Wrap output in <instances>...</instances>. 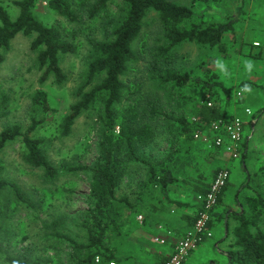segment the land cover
<instances>
[{
    "label": "rangeland",
    "instance_id": "rangeland-1",
    "mask_svg": "<svg viewBox=\"0 0 264 264\" xmlns=\"http://www.w3.org/2000/svg\"><path fill=\"white\" fill-rule=\"evenodd\" d=\"M15 1L0 0V6L6 8L13 18L19 13ZM171 1L192 7L198 23L233 20V31L224 37L226 54L216 47L185 43L178 47L171 65L189 72L194 78L207 79L208 70L219 76L218 80L225 89L214 88L217 90L214 97L224 111L223 119L229 120L235 116L244 119L240 158L245 144L250 150L247 158L250 170L264 166V0H221L209 3ZM71 2L77 14L75 21L67 20L51 9L49 0H38L36 8V13L44 24L59 29L64 38L75 45L74 52L61 55L60 63L66 75L62 84H57L52 76L42 81L44 68L40 67L38 53L32 48L35 34L18 33L11 40L8 49L0 50L4 57L0 62V132L15 124L25 131L33 122H40L31 135L41 140L42 150L59 169V174L54 179H48L43 169L27 163L22 138L9 142L1 152L0 178L18 184L30 197L31 205L17 200L8 190L0 192V264H9L6 261L8 256L25 250L39 260L40 264L87 263L84 262L87 251L73 247L68 239L79 244L88 242L87 231L82 222L88 205L90 174L86 170L72 169L91 165L99 154L98 142L104 115L102 100L99 99L76 119L69 135L61 133L60 124L69 113L70 106L78 100L79 88L86 82L88 61L92 54L90 41L110 38L108 32L113 28L115 17L123 5L121 0H115L107 13L91 16L90 9L94 0ZM163 42L157 15L150 13L145 19L141 37L134 44L138 57L123 77L127 85L126 97L116 108L117 116L126 114L131 119H137L136 123L151 126L154 138L149 146L139 148L142 158L156 162L176 154L179 155L178 164L183 167L182 171L201 170L206 167L204 153L211 147L195 138L184 142L185 138L180 134L174 118L185 117L190 122L194 121L195 108L204 102V90L195 84L172 88L149 79L151 49ZM144 43L146 46L143 48ZM143 49L144 53L140 55ZM98 82L99 79L95 80L94 85ZM245 82H251L253 86L243 85ZM89 89L90 86L85 87L86 91ZM39 91L47 93L52 113L46 114L35 103L34 99ZM148 101L150 106H156L157 113L149 112ZM248 108L252 111L251 116L246 113ZM115 131L119 133L118 125ZM180 138L183 139V144L179 142ZM185 155L186 158L181 159ZM229 158L227 163L232 167L240 163V158ZM128 162L130 169L122 178L117 196L126 197L129 202L120 204L121 213L117 218L119 232L111 228L106 244L120 248L123 253L132 252L145 256L143 251L147 246L143 245L145 248L142 249L138 244V237L143 233L142 230L144 234L154 232H148L144 228L145 225L140 223L141 218L133 209L130 210V206L139 203V195L142 194L143 182L148 173L141 163L135 160ZM243 174L246 178L245 173ZM237 179L238 174L234 171V184L225 196L224 205L227 202L235 205L234 187L237 186ZM258 180L259 185L252 186L264 193L263 172ZM246 192L248 195L256 193L251 188H247ZM247 196L243 195L242 203L238 204L236 211H242L243 205L245 209L248 208ZM220 208L219 203L213 211V236L191 252L183 264L228 263L223 251L235 250V227L232 226L237 221L231 219L230 232L224 238L225 226L214 215ZM259 224L264 229V215ZM126 230H130L129 239L122 236Z\"/></svg>",
    "mask_w": 264,
    "mask_h": 264
},
{
    "label": "trees",
    "instance_id": "trees-1",
    "mask_svg": "<svg viewBox=\"0 0 264 264\" xmlns=\"http://www.w3.org/2000/svg\"><path fill=\"white\" fill-rule=\"evenodd\" d=\"M114 1L94 0L90 15L97 16L107 13L110 4ZM191 1L192 3H209L221 0ZM121 3L123 7L115 17L113 28L108 32L110 38L90 41L92 54L88 61L86 82L79 88L78 100L70 106L69 113L60 124L61 133L69 135L76 119L99 99L102 100L104 115L103 129L98 142L99 154L91 165L72 169L86 170L90 174L88 205L82 222L83 228L87 231L88 242L79 244L68 239L73 247L87 251L84 258L86 264H95L94 260L97 256L102 259L101 264H108L111 261L121 264L132 255V252L123 253L120 248L106 244V238L111 228L113 231L119 232L117 218L121 213L120 204L129 202L126 197L118 198L117 196L122 178L130 169L128 161L135 160L147 169L148 177L143 182L144 188L142 194L139 195V201L146 196L154 198L153 194L157 192L168 202L181 206L180 202L170 198L171 187L176 186L178 175L183 170V167L178 164L179 155L172 154L156 162L142 158L139 155V148L149 146L154 138L151 126L136 123L137 119H131L126 114L118 117L116 112L118 104L126 97L127 85L123 77L138 57L134 44L141 37L145 19L150 13L157 15L164 42L151 49L148 62L149 79L152 78L158 83L170 85L172 88L195 84L204 90V102L195 108V117L198 118V121L190 122L185 117H173L179 126L180 134L185 138L182 137L184 140L180 138L179 142L183 144V141L193 140L194 132L201 125L200 122L220 120L224 117V111L214 97L217 92L214 88L225 89L223 83L218 80L219 76L208 70L207 79L194 78L189 72L181 71L171 64L178 47L185 43L216 47L226 54L224 37L233 31V20L198 23L192 7L171 0H121ZM15 5L19 8V13L15 18L6 8L0 6V50L8 49L11 40L18 33L35 34L32 48L38 53L37 59L40 67L44 68L42 81L48 76H52L57 84H62L66 80V75L62 69L60 58L61 55L74 52L75 45L66 40L59 29L48 26L39 19L36 13L38 0H16ZM48 5L67 20L75 21L77 19L71 0H49ZM145 46L146 43L143 48ZM144 50L140 52V55L144 53ZM3 59V53L0 52V62ZM98 79L99 82L94 85V81ZM243 85L253 86L251 82H245ZM87 86H90V89L86 91L85 87ZM34 101L41 106L46 114L53 112L46 92L39 91ZM149 104L150 102L148 103L149 112L157 113L156 106ZM255 116L254 113L253 117ZM39 123L33 122L25 131L17 124L3 129L0 132V154L9 142L22 138L26 150V162L33 167L43 169L46 178L54 179L59 174L58 167L52 164L42 150L41 140L31 135ZM117 125L119 133L115 131ZM243 146L245 148H242L241 155L245 162L247 148L245 144ZM220 169L215 170V176ZM255 171L254 173L248 172L244 187L251 188L256 193L246 197L247 209L243 205L242 211H237L232 216L237 221V225L234 229L235 250L229 252L230 264H264V229L259 224L264 215V193L258 192L257 188L252 186L253 184L259 185L258 178L262 172L264 173V166ZM209 187L210 185L207 189H202L197 186L196 189L199 190V193L206 194ZM6 190L17 200L31 205L30 197L18 184L0 178V192ZM147 192L148 194H146ZM220 201L221 198H219V203ZM139 205L140 202L133 203V206L129 205L130 210L133 209L136 213L140 212ZM201 211L202 205L199 206L197 214L193 217L191 227ZM129 233L130 230L124 231L123 238L129 239ZM168 258L160 264H165ZM6 261L9 264H40L39 260L27 253V250L8 256Z\"/></svg>",
    "mask_w": 264,
    "mask_h": 264
},
{
    "label": "crops",
    "instance_id": "crops-1",
    "mask_svg": "<svg viewBox=\"0 0 264 264\" xmlns=\"http://www.w3.org/2000/svg\"><path fill=\"white\" fill-rule=\"evenodd\" d=\"M224 151L223 147H211L210 150H207L204 153V159L206 162L205 168H202L201 170L189 169L182 171V173L178 175L176 186L171 187L170 198L176 202H180L181 206L168 202L157 192L153 194L154 198L146 196L143 200L139 201L141 211L138 212L137 215L141 218L140 223L145 225L144 228H146L148 232L154 233L144 234V231L142 230L143 233L138 237V244L142 246L141 248L143 249L145 245L147 246L143 251L145 256L132 253L130 258L121 264H160L163 260H166L173 253L178 240L188 229L191 228L193 217L197 214L199 206L202 205V201H200L199 198L202 193H199V190H197L196 187L199 186L200 188L202 187V189H207L215 176V170L227 166H229L227 168L230 170L231 177L227 189L224 190L220 196L221 208L216 211L215 214L219 222L223 223L225 226L224 238L228 237L232 225V216L237 212L236 208L238 204L242 203L243 195L244 197L248 195L246 194L247 188L244 187L247 182V170L249 172H254L255 170H250L248 167L247 158L249 157L250 150L247 149L246 161L244 162L241 155L240 163L236 165L234 164L233 167L227 163V160L230 158ZM182 158H186V155L181 156V159ZM214 163H217V165H214ZM234 171L238 174L237 186L234 187L236 190V203L235 205H232V203L227 202L224 205L225 196L234 184L232 181ZM243 173H245L246 178H244ZM236 225L237 224L235 223L232 228L236 227ZM158 232L161 233L158 234ZM132 235L133 233L131 234L130 240L132 239ZM158 237L163 238L165 243L156 242L155 238ZM132 249H134V247H132ZM230 251L231 250L223 251V254L228 260ZM227 264H230V262L228 261Z\"/></svg>",
    "mask_w": 264,
    "mask_h": 264
},
{
    "label": "built area",
    "instance_id": "built-area-1",
    "mask_svg": "<svg viewBox=\"0 0 264 264\" xmlns=\"http://www.w3.org/2000/svg\"><path fill=\"white\" fill-rule=\"evenodd\" d=\"M208 104L211 105L210 102ZM246 113L251 116V109H246ZM194 121H198V118L195 117ZM200 124V127L194 132L195 139L209 144L210 147H223L232 159L240 158V144L244 130V119L242 117L235 116L229 120L220 119L200 122ZM230 177L229 169L221 168L213 178L208 192L200 195L202 211L199 213V217L194 225L178 240L173 253L165 264H183L191 252L204 240L213 236L211 230L212 213L219 204V198L224 188L228 185ZM155 241L165 243V240L159 237L155 238ZM94 262L95 264H101L102 259L97 256ZM108 264H116V262L111 261Z\"/></svg>",
    "mask_w": 264,
    "mask_h": 264
}]
</instances>
